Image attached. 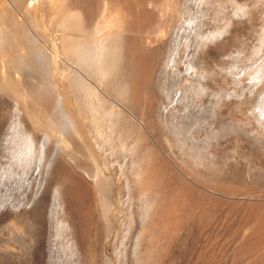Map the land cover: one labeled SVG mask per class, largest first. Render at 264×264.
I'll return each mask as SVG.
<instances>
[{"label": "rangeland", "instance_id": "374dc122", "mask_svg": "<svg viewBox=\"0 0 264 264\" xmlns=\"http://www.w3.org/2000/svg\"><path fill=\"white\" fill-rule=\"evenodd\" d=\"M1 1L0 4L5 3L8 10L14 7L15 11L10 10L12 14L16 11L21 13L13 14V19L27 20L33 28H37L36 32L43 41L48 42L55 29L50 22V18H53L49 16L50 4L47 1ZM87 1L83 0L85 7L82 3L78 9L82 19L91 20L94 25L103 22V15L108 11L107 0ZM145 2L142 9L150 17L142 26L130 19L126 33L130 41H139L137 44L134 42L133 52L128 51V62L124 67L126 77L123 79L135 107L130 104L131 101L121 100L117 91L119 78L109 85L100 72H93L91 85L95 96L91 99L92 104L101 107L96 97L102 94L101 91L109 103L99 110L101 134L96 139L105 158L97 154L94 142L92 147H87L76 139L72 145L74 157L71 160H56L52 174L61 191L60 208L58 206L56 209L59 211L55 213L58 217L50 214L51 189L42 191L36 199L31 197L27 200L23 205L25 213L22 217L0 213V264H77L72 254L74 241L78 237L68 234L67 230L78 227V223H81L79 220L84 223L82 217L85 215L88 223L86 234L94 241L93 244L105 237L108 227L105 218L109 217L114 223L116 229L112 231L109 241L112 246L121 249L120 264H264V224H259L254 218L256 213L264 211V121L252 114L253 107L249 103L226 93L232 90L233 74H226L224 79L220 77L225 74L226 68L241 70L253 64L259 45L258 37L264 28V0H183L185 18L174 21L171 28L165 27L160 17L166 3L163 0ZM130 5V14L134 17L137 5L134 6L133 2ZM248 8L259 10L262 18L256 20L257 28L248 40L254 42L247 46V40L244 41L246 36H235V31L239 24L246 21L239 18H243ZM43 19L45 26L41 27ZM191 26L195 33L200 32V36L210 37L213 33L212 43L198 55L194 54L192 46L187 51L185 48L184 40ZM109 30V26L104 27L96 38H101ZM228 38L234 42L231 50L228 48L221 55L224 57L222 62L216 61V48ZM173 45L181 53L176 64L164 69L163 64L174 49ZM10 55V52L0 50V62H4L6 67L11 66L8 63L11 62ZM0 67L3 69V64L0 63ZM222 69L225 72L220 73ZM247 82L244 80L240 85L246 87ZM134 85L137 91L132 93ZM0 100L7 107L6 114L0 111L1 141L14 123L16 102L1 92ZM120 104L135 115V133L123 121L128 116L124 115V118L117 114ZM115 120L116 124H124L120 126L121 131H118L119 126L117 129L116 124L112 123ZM92 132L89 139L96 136ZM2 153L0 149V159ZM4 165L5 162L0 160V168ZM77 166H82L86 171ZM99 168L107 172L111 170L109 173L113 176V183L109 185L113 189L105 195L100 194L101 197L96 188H90V192L88 190V186L94 187L89 175ZM148 176L155 180L160 178L154 182L152 194L145 190ZM177 192L183 195L176 201ZM75 193L79 195L77 198ZM103 196L110 201L108 207L111 206L112 212L108 216L104 215L107 207ZM180 201H185L184 205ZM176 203L177 215L181 220L176 226L167 225L164 215ZM243 213H247V216L244 217ZM9 252L16 255L15 262L7 261ZM111 253L110 248L107 255L112 256ZM115 256H112V264H118Z\"/></svg>", "mask_w": 264, "mask_h": 264}, {"label": "bare ground", "instance_id": "6f19581e", "mask_svg": "<svg viewBox=\"0 0 264 264\" xmlns=\"http://www.w3.org/2000/svg\"><path fill=\"white\" fill-rule=\"evenodd\" d=\"M16 1L18 3H22L25 0H16ZM44 1L45 3L47 1V3L50 4L49 10L48 7L46 10H48L49 16L53 18V19L50 18V22L52 23V26L54 25V29H55L54 33L51 32L52 35L51 36L49 35L50 37H48V42H45V40L43 41V39L37 34L38 32H36L37 28L36 29L33 28L31 23H29L27 20L17 19V18L13 19L16 16L15 13L17 11L13 13L15 16L12 17L13 14L11 13L10 10H13L14 7L8 10L7 9L8 6L7 7L4 6L5 3L0 4V50L2 51L6 50L11 53L10 55L11 62H8L10 63L11 66L7 65L6 67L5 66L6 64L4 62L3 63L0 62L1 64H3V69L2 67H0V75H1L0 92L4 96L9 97V99L12 98L13 101L16 102L14 123L10 126L8 133L4 137V139L0 141V149H2L3 152L0 160H3V162H5V165L2 168H0V213L10 217H20V216L22 217L25 213V210L23 209V205L27 203V200L29 201L31 197H33L32 199L34 198L36 199V197L42 191L49 189L52 190V207L50 210L51 211L50 214L58 217V215H56L55 213L56 210L59 211L56 208L60 205L59 201L61 199V195H60L61 191L59 186L56 185L57 180H55L52 174L56 160L62 158L71 160L74 157V155L72 154V145L76 141V139H80L87 147H92V144L94 142L93 147L97 150V154L98 155L102 154L101 144L99 141H96V139L99 138L101 134V124H102V118L100 116L99 110L100 108L104 109L106 106H108L109 103L105 99L104 92L101 91L102 94L96 95L101 107H96L95 105L92 104L91 99L93 96H95L94 89L91 85L92 74H94L93 72L95 73L100 72L103 78L107 79L109 85L117 82L116 79L119 78L120 80H118L119 85L117 88L118 94L121 96V100L124 99L125 101L130 102L132 99L129 96L130 93L128 91L129 90L128 85H126V83L123 81V79H125L124 77H126L125 76L126 72L124 67H126L125 65L128 62L127 59L128 51L133 52L134 50L131 51V49L134 47V42L137 44L139 43V41L137 42L134 39L131 41L129 40L130 37L128 38V35H126L127 25L129 24V20L133 18L132 21H135V23H137L138 26H142L146 21V19L150 17L149 14L142 9L144 7V5L142 6V3H144L146 0H107L106 5L108 7V11L106 14L103 15L104 16V19H102L103 22H98L94 25L91 20H84L80 15L78 9L80 8V6L82 7L83 0H44ZM154 1L160 2L162 0H154ZM40 2L42 3V1ZM87 2H89V0ZM131 2L134 3V6L137 5V9H138L134 17H132V15L130 14ZM163 2H165L166 4L164 3L165 4V8H163L164 12L161 11L163 14L160 12L161 13L160 17L161 19L164 20L165 27L171 28L177 20L179 21V19L185 18V10H184L185 3H183V0H163ZM41 8L44 7L41 6ZM32 10H34V8ZM36 12L37 11L35 10V13ZM19 14L21 13L19 12ZM22 16H23L22 18H24L23 14ZM19 17L21 18L20 15ZM193 18L195 19V17ZM261 18H262V14L259 10H257L256 8H253L251 10L249 9V11L244 13L243 18L241 17L239 18V19H244L246 21L239 24L240 26L236 28L235 36L238 34L242 36H246L244 40V41L247 40L245 43L246 45L248 43L254 42V41L249 42L248 40L251 38V34H253L255 29L257 28L256 23L258 21L256 20L257 19L261 20ZM202 19L205 18L203 17ZM230 19L233 18L231 17ZM41 21H42L41 27L45 26L44 19ZM108 26L110 30L108 32H105V34L101 38L99 37L96 38L97 37L96 35H99V33L102 32V29ZM47 31L49 30L47 29ZM188 32L189 33L187 34V36L185 37L186 39L184 40L186 41L185 43L186 51L188 50V48L192 46L194 50V54L198 55L199 52H204L206 48L212 43L211 37L213 36L212 35L213 33L211 34L210 37L200 36L201 35V34L199 35L200 32L195 33V29L192 26L189 27ZM258 41H259V45L256 47L257 49L255 50V57L253 56L255 59L253 60V64L251 66L247 68L242 67L241 70L236 69L237 71L234 70L235 68L229 67L225 69L226 70L225 72L223 70L224 69L223 68L224 65H223L222 67L223 69L219 70V72L220 73H223L221 71L225 72L224 75H220V77L222 76L223 79L224 77L226 78V74L228 75L233 74L234 81L231 82L233 85L232 90L228 88L227 89L224 88L226 90H230L226 93H228L237 100L244 101L245 103L246 102L249 103L251 105L250 107H253L252 114H254L257 117V119L263 122L264 121V28L261 30V33L259 34ZM232 43L234 42L231 41V39L229 38L227 40H223V42L220 43V45L216 48L217 51V54L215 55L216 61H220V62L223 61L224 57H222L221 55L223 53H226L225 50L230 48L232 46ZM17 49L21 51L19 52ZM138 49L140 51V48ZM138 49L135 51H138ZM15 50L17 51V53L14 54L13 52ZM180 51L181 50L178 47H176L169 52L167 59L163 64L164 69H166L168 66L172 65L173 63L174 64L177 63L176 61L181 53ZM5 57H7V55L4 56L3 58ZM253 67L254 69L252 70L251 68ZM255 67L257 68V70L255 69ZM254 70L256 72L253 74L252 72ZM228 75L227 78H229ZM244 80L245 81L248 80V82L246 83L247 84L246 87L240 85L241 82H243ZM223 84L221 83V85ZM131 91L132 93L133 91L134 92L137 91L135 85ZM133 102H135V100ZM130 104L134 106L132 101L130 102ZM119 106L118 108H120V110L117 112V114L119 115L121 114L122 117H124V115L128 116L127 117L128 119L124 117L125 119H123V121H126L131 127V130L133 129V132L135 133L136 131L135 130L136 124L134 121L135 115H133L132 110L127 109L122 104H120ZM0 108L2 114L4 112L6 114L5 109L7 107L5 106L4 101L3 102L1 101ZM122 110H124L126 113H124V111ZM22 118L24 119V121H22L23 120ZM112 123L116 124V120L115 122ZM122 125L124 124H119V123L116 124V128L119 126L118 131H121L122 127L120 126ZM92 131L96 133V136L94 139L93 138L89 139L90 137L89 135L91 134ZM250 141L252 140L250 139ZM102 158H105L104 154H102ZM110 163L111 162H108V164ZM81 167L77 166V168L79 169H82ZM107 169L109 170V167ZM83 171H86V169H84ZM109 172L104 170V168L97 169V171L94 174H92L93 173L92 172L91 175H89L90 177L89 176L88 177L89 180L91 179V181L93 182L94 187H92L89 184L90 186H88V190L90 188L91 189L96 188L99 192L98 195L100 194L105 195L107 194L106 192L108 190L113 189L112 187L109 188V185L112 182V177H113V176L111 177L110 175L111 172L110 173ZM153 176L155 175H152V177ZM152 177L146 178L144 184L146 187L145 190L147 189L146 191L151 194L153 192V191L151 192V189H153L154 182L157 179H160L159 177H157L155 180ZM181 195L183 194L177 192V194L175 195V200L177 201V198L180 197ZM76 196L78 197L79 195L75 193V197ZM103 197H104L103 200L104 205L107 207L106 214L104 215L108 216L111 211V206L108 207V203H110V201L108 202V199H105V196ZM153 202L151 203L153 204ZM180 202L179 205L182 203ZM184 202L182 203L183 205ZM151 203L150 206L152 205ZM185 207L187 206L185 205ZM177 210H178V203H176L171 207V209L166 211L164 215V222L167 223V225L176 226L179 224L181 218L177 215ZM79 212H81V210ZM246 214L247 213L245 214L243 213V216L244 217L247 216ZM86 216L87 215L82 217L84 223H82V221L79 220V222L81 223H78V227L77 226L74 227L73 228L74 230L71 228L67 230L69 231L68 234H71L72 236L77 235L78 237V239L75 240L73 244L74 253L72 255L76 260L75 262H77V264H112L113 263L112 261L114 260L112 256L116 255L115 257L117 263L120 264L121 263L120 257H122L120 256V254L122 253L121 249L120 247L116 248L114 245L112 246L111 240L109 241L110 239L109 237L112 231L116 229L115 228L116 226L113 225L114 223L113 224L111 223L112 221H110L109 217L107 218L104 217L105 219H107V223H108L107 231L104 235L105 237L102 239L101 242L93 244L94 241L90 240L86 234L87 231L86 229L88 227V223H86ZM250 216L247 220L250 219ZM52 217L55 218L54 216ZM75 218H77V216ZM254 218L259 224H264V211L263 212L260 211V213L259 212L256 213L254 215ZM153 228L151 229L153 230ZM258 239L261 240V238ZM258 244L256 243L257 246H259ZM110 248L112 249V253H111L112 256L107 255V251ZM252 248L253 247H251V250ZM6 259L8 262H12V261L15 262L16 255L12 252H9V254L6 256ZM262 262L264 263V258H262ZM51 264L53 263L51 262Z\"/></svg>", "mask_w": 264, "mask_h": 264}]
</instances>
